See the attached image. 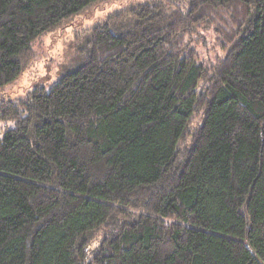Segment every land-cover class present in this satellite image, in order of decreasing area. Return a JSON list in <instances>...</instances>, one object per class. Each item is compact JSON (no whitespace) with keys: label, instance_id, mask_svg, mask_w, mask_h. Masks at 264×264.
Segmentation results:
<instances>
[{"label":"trees","instance_id":"trees-1","mask_svg":"<svg viewBox=\"0 0 264 264\" xmlns=\"http://www.w3.org/2000/svg\"><path fill=\"white\" fill-rule=\"evenodd\" d=\"M97 1L0 0V86ZM76 48L0 100V264H264V0L129 4Z\"/></svg>","mask_w":264,"mask_h":264},{"label":"rangeland","instance_id":"rangeland-1","mask_svg":"<svg viewBox=\"0 0 264 264\" xmlns=\"http://www.w3.org/2000/svg\"><path fill=\"white\" fill-rule=\"evenodd\" d=\"M150 0H100L87 6L81 12L64 20L55 29L46 31L33 43V57L23 67L17 78L0 86V100H19L26 97L37 87L49 89L60 78L76 70L82 63L77 52L76 37L84 34L106 19L109 15L133 3H144ZM186 6V0H170ZM206 41L198 46L202 59L215 61L224 54L212 31L205 33ZM15 126L12 120H0V135L5 129ZM103 237L98 232L91 240L89 249L96 247Z\"/></svg>","mask_w":264,"mask_h":264}]
</instances>
